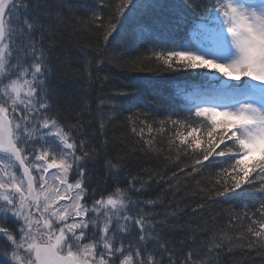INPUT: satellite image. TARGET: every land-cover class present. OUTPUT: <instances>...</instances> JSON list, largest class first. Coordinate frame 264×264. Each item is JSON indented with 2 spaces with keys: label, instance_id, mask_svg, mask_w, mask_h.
<instances>
[{
  "label": "snow or ice",
  "instance_id": "6c2138e0",
  "mask_svg": "<svg viewBox=\"0 0 264 264\" xmlns=\"http://www.w3.org/2000/svg\"><path fill=\"white\" fill-rule=\"evenodd\" d=\"M61 7L75 15L71 3ZM141 7L140 0H95L76 16L103 45L95 49L97 66ZM181 8L200 17L197 30L209 33L211 42L204 48L169 42L126 63L131 71H144V61L158 71L199 70L211 91L183 118L157 121L132 112L126 122L139 139L130 151L173 163L186 157L191 163L179 171L190 169L188 176L215 168L204 187L196 181L206 203L258 190L251 211L245 206L229 213V226L243 230L229 234L219 227L200 241L196 230H211L174 222L175 205L157 212L165 205L161 196L133 199L164 181L154 169L128 172L126 186L90 195L87 164L109 142L93 146L86 137V109L68 123L49 101L52 47L44 41L51 30L42 22L47 5L0 0V264H217L221 251L237 244L264 256V0H183ZM104 167L118 178L126 157L105 158ZM175 179L173 171L169 180ZM177 229L184 238L170 239Z\"/></svg>",
  "mask_w": 264,
  "mask_h": 264
},
{
  "label": "trees",
  "instance_id": "16d2710c",
  "mask_svg": "<svg viewBox=\"0 0 264 264\" xmlns=\"http://www.w3.org/2000/svg\"><path fill=\"white\" fill-rule=\"evenodd\" d=\"M38 2L47 5L42 22L51 30L44 41L52 47L50 59L53 71L49 74L48 82L50 103L68 123H75L77 114L86 109L81 117L86 137L93 146L103 145L105 140L109 142L101 157L87 164L90 170V195L94 192L98 197L102 191H110L116 183L126 186L128 172L136 174L144 168L154 169L164 176V181L157 180L143 194L134 195L133 199L161 196L165 205L158 207L157 212L165 209L171 211L175 205L177 215L170 217L174 222L181 225L190 222L194 229L203 224L211 230L205 234L197 229L200 241L206 240L219 227L225 228L229 234L242 231L239 225L229 226V213H242L245 206L251 211V205L261 197L258 190L252 189L240 196L220 197L206 203L199 187L205 186L210 174H215V168H204L188 176L190 169L179 171L184 163H191L186 157L182 156L180 162L173 163L151 154L130 151L137 146L139 138L130 132L126 122L128 115L132 112L148 113L157 121L169 116L172 119L183 118L195 102L189 96V90L203 88L209 85V81L199 70L158 71L151 62L144 61L139 66L144 67V71H131L126 62L150 55V49L163 47L169 42L193 47L192 31L201 22L200 17L185 13L181 8L183 0H140L142 7L125 25L122 36L108 46L102 57L103 63L97 66L98 53L95 49L103 45L94 30L81 25L76 19V16L84 15L85 9L95 0ZM69 3L75 15L61 7ZM119 91H127L130 95L117 96ZM101 117L105 124L103 129L100 128ZM116 156L126 157L127 162V167L118 178L110 176L104 167L105 158ZM173 171L177 172V179L170 181ZM197 180L201 181L199 187ZM169 183L173 185L171 188ZM200 203H206L205 209L198 207ZM241 223L246 224L247 221ZM184 236L185 233L177 229L169 238L178 241ZM217 264H264V256L237 244L231 252L222 250Z\"/></svg>",
  "mask_w": 264,
  "mask_h": 264
},
{
  "label": "rangeland",
  "instance_id": "374dc122",
  "mask_svg": "<svg viewBox=\"0 0 264 264\" xmlns=\"http://www.w3.org/2000/svg\"><path fill=\"white\" fill-rule=\"evenodd\" d=\"M194 41L196 43V47L204 48L211 42V35L204 30L200 29L197 33V37L194 38Z\"/></svg>",
  "mask_w": 264,
  "mask_h": 264
}]
</instances>
